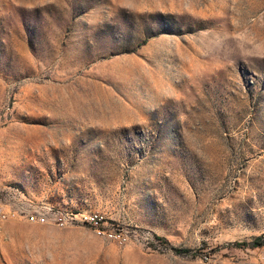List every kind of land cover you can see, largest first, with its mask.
<instances>
[{"label": "rangeland", "instance_id": "1", "mask_svg": "<svg viewBox=\"0 0 264 264\" xmlns=\"http://www.w3.org/2000/svg\"><path fill=\"white\" fill-rule=\"evenodd\" d=\"M0 202V264H264V0H0Z\"/></svg>", "mask_w": 264, "mask_h": 264}, {"label": "built area", "instance_id": "2", "mask_svg": "<svg viewBox=\"0 0 264 264\" xmlns=\"http://www.w3.org/2000/svg\"><path fill=\"white\" fill-rule=\"evenodd\" d=\"M18 214L17 211H5L2 203L0 202V218L3 217H15ZM30 219L37 221V220H47V218L44 215H40V216H36V215H31ZM85 221L89 222V223H93V224H98L99 220L94 217V216H85ZM61 221H64V218H61Z\"/></svg>", "mask_w": 264, "mask_h": 264}, {"label": "trees", "instance_id": "3", "mask_svg": "<svg viewBox=\"0 0 264 264\" xmlns=\"http://www.w3.org/2000/svg\"><path fill=\"white\" fill-rule=\"evenodd\" d=\"M264 245V240L262 239V237H257L253 243L251 244L252 247H257V246H262ZM173 249L176 251V252H187V251H190V249H185V250H182L181 248H175L173 247Z\"/></svg>", "mask_w": 264, "mask_h": 264}, {"label": "bare ground", "instance_id": "4", "mask_svg": "<svg viewBox=\"0 0 264 264\" xmlns=\"http://www.w3.org/2000/svg\"><path fill=\"white\" fill-rule=\"evenodd\" d=\"M30 220H32V219H30ZM32 221H34V220H32ZM37 221H46V220H37Z\"/></svg>", "mask_w": 264, "mask_h": 264}]
</instances>
